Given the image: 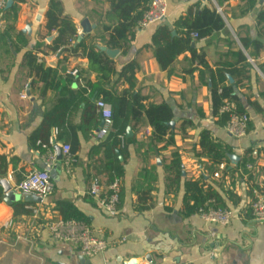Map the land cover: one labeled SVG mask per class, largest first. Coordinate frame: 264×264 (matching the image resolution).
<instances>
[{"label":"crops","instance_id":"crops-1","mask_svg":"<svg viewBox=\"0 0 264 264\" xmlns=\"http://www.w3.org/2000/svg\"><path fill=\"white\" fill-rule=\"evenodd\" d=\"M52 2L59 4L63 17L73 21L80 34L86 20L92 27L89 36L99 35L113 24L107 19L110 0H12L10 7L17 6V18L3 12L0 180H6L15 191L30 174L52 163L50 174L54 191L43 203L27 202L25 198L29 195L18 193L21 201L8 205L0 185V264H126L133 259L139 264H264V223L255 221L251 212L254 191L264 195V72L260 69L264 67V25L259 23L264 0H258L246 13L245 0H229L220 9L227 15L223 16L224 31L199 41L191 36V51L205 54L209 68L193 62L192 52L187 51L169 71L161 70L152 48L157 26L137 27L126 54L118 50L119 55L114 59L117 74L110 89L117 95L125 91L139 94L146 107L168 105L174 115V144L163 142L151 149L150 137L146 136L150 126L143 121L135 131L133 126L137 123L130 121L127 129H132L133 138H127L129 141L124 146L119 142L122 153L113 145V134L117 130L102 143L95 135L83 132L85 106L77 101L72 103V114L67 115L61 129L45 126V115L50 112L55 116L62 111L64 98L61 91L52 87L56 78L47 72L59 67L60 58L46 56L43 51L48 49L42 38H46L47 44L54 38L48 37L46 30ZM167 3L163 23L173 32L175 22L195 5H217L215 0H167ZM243 40L250 45V52L244 49ZM257 41L263 46L260 50L254 46ZM39 43H42L41 50L37 49ZM78 44L77 40L75 45ZM238 52L245 55L252 66L245 80L229 72L241 67L235 55ZM30 55L44 65L43 71L48 73L44 80V73L38 74L28 66ZM130 63L137 65L133 84L121 77ZM67 69L78 70L86 81H97L96 74L89 71L86 58H70ZM219 71L225 74L227 86L233 87L239 110L250 120L248 135L239 140L218 124L214 111L212 75L218 79ZM59 73L60 77H65L62 71ZM77 88L74 86L75 91ZM202 131H209L217 142L232 150L224 169L218 170L209 158L198 156ZM47 134L49 140L43 144ZM76 140L78 147L75 148ZM65 145L75 149L70 148V157L62 153L59 159L56 148L62 150ZM41 146L44 152L38 149ZM176 152L180 154L182 165L179 183L172 182L175 175L169 166ZM52 156L56 157L55 161ZM231 156L238 160H231ZM246 164L253 168L247 169ZM113 167L123 169L119 179V214L114 218L90 194L92 187L98 185L101 197L108 196L109 185L117 178L111 171ZM225 168L227 171L223 172ZM217 172L220 173L218 178L215 177ZM202 178L213 187L221 203L234 212L235 218L229 226L212 225L199 214L185 213V184ZM17 204L28 206L31 211L38 209L40 214L39 220L21 214L15 229L16 239L8 231ZM61 204L74 207L87 220L82 223L106 241L107 249L103 253L86 258L74 245L53 239L48 224L58 216Z\"/></svg>","mask_w":264,"mask_h":264},{"label":"trees","instance_id":"trees-1","mask_svg":"<svg viewBox=\"0 0 264 264\" xmlns=\"http://www.w3.org/2000/svg\"><path fill=\"white\" fill-rule=\"evenodd\" d=\"M151 1L152 0H110V11L107 15V19L111 20L113 24L105 27L103 32L99 35L85 37L78 45H75L80 35L77 26L70 19L63 17L59 4L56 2L51 3L50 10L46 17V30L49 33L48 37L54 38L50 44H47L45 37L42 38L45 47L48 49L47 51H43L46 56L56 55L59 52L61 54L59 67L56 70L48 69L47 72L52 73L56 78L57 81L52 83V87L61 91L64 98L61 103V107H63L62 111L60 110L55 116L50 112L45 115V126H47L48 129H61L66 123L67 115L69 116L72 114V103L77 101L76 103H79V105L83 104L85 106L82 114L83 132H88L92 134L93 137L95 131L100 128L99 126H101L102 123L97 103L100 100H104L109 103L113 109L114 129L117 130L113 134V145L117 151L122 153V150L119 148L120 141L118 140V135H126V129L130 121L137 123L133 126L135 131L139 127L138 124L143 121L147 122L152 129V135L148 140L151 149L153 146H157L163 142H165L166 145L174 144V131L171 125L174 121V115L169 106L163 104L146 107L142 104L143 99L139 94L131 91H125L122 95H117L110 89L113 78L117 74L116 61L101 50L102 44L108 49L121 50L126 54L130 43L135 37L139 22L150 8ZM227 1L229 0H215L219 9H223ZM245 2L247 10L244 13H246L248 9L252 10L258 0H245ZM4 12L11 13L16 19L18 8L17 6H12L9 9L6 8ZM223 16L227 17L226 11L219 13L218 9L213 5L203 7L197 4L175 22L174 32L176 36L173 35L172 28L164 23L157 25L152 36V48L161 70L169 71L180 55L187 51H191V35L193 33L198 35L197 40L199 41L207 39L215 33L224 31L226 29V21ZM259 23L264 25V12L259 16ZM241 42L244 49L250 52V45L247 41L243 40ZM254 44L256 50H260L263 47L258 41ZM41 47L42 43H39L37 49L41 50ZM191 52L193 62L196 61L199 66L209 68L205 54H198L195 50ZM235 55L241 67L234 68V70L229 72L234 77L245 80L252 66L248 63L247 57L242 53L238 52V54ZM250 55L254 58V55ZM72 57H82L88 60L89 71L95 73L97 76V81L95 83L84 80L81 73L77 76L67 74V64ZM28 66L32 71H36L38 74L44 73L43 80L48 74L43 71V69H45L44 65L38 64V59L33 55L29 56ZM136 68L137 65L135 63H130L123 69L121 77L130 84H133L132 80ZM260 69L264 72V67ZM60 71L64 73L65 77L59 76ZM82 80L83 83H81ZM76 85L78 86L77 91L74 89ZM220 90L222 91L221 93ZM211 91L214 111L219 118L218 124L225 128L230 119L228 115L220 114L222 101L223 99H230L236 102L237 98L233 94V87L227 86V78L223 71L218 72V79L214 78L212 75ZM67 97L69 98L66 99ZM241 114L245 113L241 112ZM249 130L250 128L248 132ZM48 140L49 134H47V137L43 140V144L47 143ZM128 141L129 140L126 139L125 144L128 143ZM74 146L75 148L78 147L77 140L74 141ZM74 146H70L73 151L75 149ZM199 146L201 153L198 156L209 158L218 170L220 166L229 161L228 157L232 153V150L227 146L217 142L209 131L201 132ZM49 147L54 149V147ZM42 148L43 146L38 147L41 152H44ZM170 162V169L175 175L172 182L179 183V180L182 178L180 154L178 152L174 153ZM111 171L116 173L118 179H121L123 176L122 168L113 167ZM226 171L227 168H225L223 172ZM114 179L115 178H113L111 182H113ZM210 201H214L219 208L227 209L224 204L221 203L213 187L207 184L204 178L198 181H190L185 184L184 204L185 213L187 215L199 214L202 209H207V205ZM16 208L17 212L8 233L17 239L18 235L15 229L19 224L21 214L33 218L34 213L31 209H27L29 208L28 206L22 204H17ZM57 213L58 216L51 222L61 220L87 222L83 215L70 205L61 204L57 209Z\"/></svg>","mask_w":264,"mask_h":264},{"label":"built area","instance_id":"built-area-1","mask_svg":"<svg viewBox=\"0 0 264 264\" xmlns=\"http://www.w3.org/2000/svg\"><path fill=\"white\" fill-rule=\"evenodd\" d=\"M8 2L9 0H0V31L5 28L2 15ZM167 12V0H152L150 8L139 22L138 28L148 29L163 23L166 19ZM191 36L194 39H198L196 33H193ZM55 56L60 58V52ZM67 74L77 76L78 70H70ZM221 92L220 90V93ZM23 98H26V96L24 95ZM97 108L104 126L99 132L95 133V138L99 143H102L114 130V114L112 106L104 100L98 101ZM220 114L229 116L230 120L225 128L232 138L239 140L248 135L249 117L246 114H241L236 102L230 99H223ZM151 135L152 130L148 129L146 131V136L150 137ZM126 139L127 137L125 134L118 135V140L123 146L125 145ZM62 153L70 157V147L66 145L63 146ZM51 159L55 161L56 157L52 156ZM52 167V163H48L45 169L30 174L24 181L16 186L15 191L23 195L36 196L44 202L54 191V184L50 174ZM220 168L224 169V165ZM252 168V165H247V169ZM219 176V172L215 173L216 178ZM108 190V196L102 198L99 186L94 185L90 194L98 200L101 208H103L110 217L114 218L119 214L121 201L120 180L115 178L113 182L110 183ZM254 197L251 205L252 217L255 221L264 223V195L258 191H254ZM33 213L34 219L38 220L40 214L39 210L34 209ZM199 215L207 223L223 227L229 226L235 218L232 210L219 208L214 201H210L207 205V209H202ZM48 229L54 240L60 243L74 245L83 257L92 258L98 256L107 249L106 241L97 237L85 223L61 220L49 223Z\"/></svg>","mask_w":264,"mask_h":264},{"label":"water","instance_id":"water-1","mask_svg":"<svg viewBox=\"0 0 264 264\" xmlns=\"http://www.w3.org/2000/svg\"><path fill=\"white\" fill-rule=\"evenodd\" d=\"M12 5V0H9L8 4H7V8L10 7ZM216 8L218 9L219 13H221V10L218 8V6L216 5ZM81 28H82V33L79 35V38H78V43L82 42L85 37L89 36L91 33H92V27L89 23L88 20L84 21L81 25ZM173 35L176 36V33L173 32ZM194 46V44H193ZM101 50L103 52H105L111 59H116L119 55V51L118 50H111V49H108L106 47H102ZM230 81H232L231 77H229ZM175 123L172 122V126H174ZM104 126V123L102 122L101 123V126L100 128L98 129L97 132H99L101 130V128H103ZM126 137L128 139L130 138H133V131L131 128H128L127 129V132H126ZM56 151H57V156L59 159L62 158V150L60 147H57L56 148ZM231 160H238L237 157L235 156H231L230 157ZM0 185L2 186L3 190H4V200H5V203L8 204V205H12L13 203L15 202H20L21 199H22V196L19 195L18 193H16L12 187L8 184V182L6 180H0ZM25 201L27 202H33V203H42L43 201L36 197V196H27L25 198ZM126 264H139L138 261L136 259H133L131 261H129L128 263Z\"/></svg>","mask_w":264,"mask_h":264}]
</instances>
